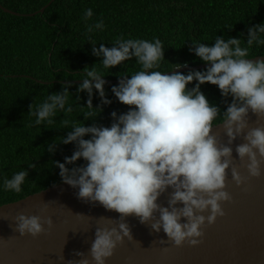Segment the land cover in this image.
Wrapping results in <instances>:
<instances>
[{
	"label": "clouds",
	"instance_id": "clouds-1",
	"mask_svg": "<svg viewBox=\"0 0 264 264\" xmlns=\"http://www.w3.org/2000/svg\"><path fill=\"white\" fill-rule=\"evenodd\" d=\"M92 16L93 10L87 9L85 20ZM94 27L102 31L103 20ZM93 30L89 27L87 32ZM113 45L93 47V54L102 57L99 65L103 69L110 70L133 59L141 66L130 78L120 76L119 85L111 88L129 110L120 115L113 111L110 127L72 122L71 131L59 143L74 144L75 151L63 163L55 162V166L62 182L78 189V199L98 203L118 213L121 220L135 215L141 224L151 222V229L156 233L163 230L167 241L176 247L186 242L195 247L204 236V226L225 215L222 205L231 200L226 191L228 170L231 168L237 186L245 183L232 167L230 145L237 137L243 136L245 141L235 151L241 162L247 161L249 176L258 178L262 174L264 126L249 129L248 116L251 112L264 120V58L248 57L254 46L264 45V23L248 29L246 44L233 37H217L210 46L193 40L195 55L208 67L187 74L176 71L187 68V63L176 64L171 74L156 70L165 60L164 44L158 38L150 41L120 37ZM83 73L77 92L88 95L85 121H95L96 113L112 101L106 98L105 75L97 65L85 67ZM194 81V87L189 88ZM205 84L216 86L225 98L232 97V103L222 114L228 146L213 134V122L221 114L201 92ZM94 91L101 101L97 108L92 104ZM69 99L68 87L47 95L30 111L34 124L50 125L58 113H71ZM64 125L69 127V121L65 120ZM48 151L55 154L52 146ZM81 160L85 162L83 166L67 167ZM28 175L21 170L5 178L3 190L21 192ZM169 189L172 191L168 207H162L157 201ZM46 211L47 204L40 215L16 216L15 231L22 237H39L45 232V225L53 227L51 218H43ZM125 237L133 239L123 222L118 228L98 227L89 251L94 264H106ZM76 255L80 259L69 264H90L84 253Z\"/></svg>",
	"mask_w": 264,
	"mask_h": 264
},
{
	"label": "trees",
	"instance_id": "trees-1",
	"mask_svg": "<svg viewBox=\"0 0 264 264\" xmlns=\"http://www.w3.org/2000/svg\"><path fill=\"white\" fill-rule=\"evenodd\" d=\"M50 1L0 0L1 7L21 14H8L0 8V206L63 183L55 162L63 163L75 151L74 144L59 143L71 131L72 122L110 127L113 111L120 115L129 110L111 91L119 83H105L106 98L112 103L102 106L95 121H85L88 95L77 92L85 67L97 65L104 79L110 81H119L124 75L130 78L141 69L133 59L105 70L99 65L102 57L93 54V47L104 44L111 48L120 37L158 38L164 44L165 60L156 70L170 72L176 64H204L195 55L193 40L210 46L217 37H233L246 44L248 29L264 23V0H53L43 13L24 16ZM89 8L93 16L85 20ZM100 20L105 25L102 31L94 27ZM89 27L93 32H87ZM259 56H264V45L254 46L248 58ZM194 85L195 81L188 87ZM64 87L70 93L72 112L58 113L53 124L35 125L30 111ZM201 92L220 110L221 117L214 125L223 122L222 114L232 97H223L211 84L201 86ZM92 104L93 108L101 105L95 91ZM49 146L54 147L55 154L48 151ZM84 164L81 160L67 167ZM21 170L29 174L22 191H4V179Z\"/></svg>",
	"mask_w": 264,
	"mask_h": 264
},
{
	"label": "water",
	"instance_id": "water-1",
	"mask_svg": "<svg viewBox=\"0 0 264 264\" xmlns=\"http://www.w3.org/2000/svg\"><path fill=\"white\" fill-rule=\"evenodd\" d=\"M52 1L39 11L24 16L43 13ZM0 8L5 13L21 16ZM207 67L205 64L188 65L176 71ZM106 83L119 81L106 80ZM248 125L249 129L262 127L264 120L250 112ZM214 126L213 134L221 144L228 146L222 122ZM244 142L243 136H239L230 147L233 150L232 167L237 169L245 183L237 186L231 168L228 170L226 191L231 200L222 205L225 215L214 224L204 226V236L197 246L186 242L182 247H176L167 241L163 230L154 232L151 222L141 224L135 215L121 220L118 213L108 211L98 203L78 199V189L61 183L0 206V264H69V261L80 259L77 252L84 253L90 264H94L89 251L96 229L104 226L118 228L121 222L128 226L133 239L125 237L106 264H264V165L260 177L249 176L247 161L241 162L235 151ZM171 191L169 189L157 201L162 207H168ZM45 204L47 211L43 218H51L53 227L49 229L45 225V232L36 238L20 236L15 231V217L20 214L40 215Z\"/></svg>",
	"mask_w": 264,
	"mask_h": 264
}]
</instances>
